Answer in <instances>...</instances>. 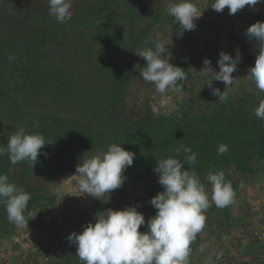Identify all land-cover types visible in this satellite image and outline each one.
Wrapping results in <instances>:
<instances>
[{
	"label": "rangeland",
	"instance_id": "1",
	"mask_svg": "<svg viewBox=\"0 0 264 264\" xmlns=\"http://www.w3.org/2000/svg\"><path fill=\"white\" fill-rule=\"evenodd\" d=\"M124 1L72 0L73 15L65 23L49 15L48 0L0 2L10 14L6 17L18 14L19 3L25 15L19 28L0 21V146L21 127L46 139L70 136L83 143L33 167L30 161L13 165L7 154L0 156V174L31 196L24 213L31 216L28 227L10 222L0 203V264H82L67 237L107 208L134 205L147 221L156 213L148 201L163 190L153 171L156 159L134 157L123 185L110 199L101 197L105 202L80 195V159L119 140L147 157L148 149L138 145L141 136L157 156H175L169 150L190 146L191 134L213 155L194 165L201 181L210 191L207 174L225 171L235 199L224 208L210 199L205 226L191 243L190 264H264V146L257 133L264 132V120L254 114L264 91L247 77L258 46L246 36L248 26L264 21V3L229 15L227 7L212 9L213 0H193L202 15L189 31L168 15L170 0ZM149 36L166 41L170 62L185 70L182 91L160 94L141 76L146 65L135 52L149 46ZM237 48L241 60L232 74L235 83L225 89L223 82L213 81L214 88L235 96L218 99L204 85L203 60L210 58L219 71L220 51L235 56ZM227 115L242 122L231 123ZM58 118L73 124H57ZM176 130L182 140L164 138ZM220 144L229 147L222 155ZM146 230L142 225L140 231Z\"/></svg>",
	"mask_w": 264,
	"mask_h": 264
},
{
	"label": "clouds",
	"instance_id": "2",
	"mask_svg": "<svg viewBox=\"0 0 264 264\" xmlns=\"http://www.w3.org/2000/svg\"><path fill=\"white\" fill-rule=\"evenodd\" d=\"M261 3L264 0H213L211 7L217 12L227 7L228 14L234 15L245 6L255 7ZM48 5L49 15L58 22L71 20L72 0H48ZM167 13L183 30L189 31L195 29V20L202 15L193 0H170ZM246 36L255 40L258 46L255 64L249 68L247 77L264 91V21L248 26ZM145 44L149 46L135 52L145 61L146 67L141 71L143 79L153 83L160 94L182 91L187 74L170 62L172 54L167 42L149 36ZM8 59L11 61L14 57ZM240 60L239 48L235 56L220 51L219 71L212 67L210 58L203 60L200 72L206 77L204 85L207 84L212 95L227 99V93L214 88L213 81L223 82L225 89L233 85L232 74ZM254 114L264 120V100L259 102ZM49 142L51 140H46L42 133L26 132L21 127L8 136L6 146H0V156L7 154L13 165L30 161L33 167L42 148ZM228 150L227 144H220L217 153L222 155ZM169 151L176 155L161 158L153 169L163 189L148 201L156 209L154 216L146 221L144 213L134 205L122 209L107 208L94 214V223L89 221L82 226V231L68 235V241L76 245V255L82 264H190L191 243L205 226V211L210 207V199L217 208H224L234 203L235 192L223 170L207 174V182L211 185L209 191L194 167L198 154L190 146L180 144ZM134 157L135 153L120 143L110 144L106 151L101 149L91 156H83L76 168L80 195L101 200L107 194L110 199L112 191L127 179L125 172L133 164ZM30 199V193L11 182L6 173L0 174V203L5 205L10 222L18 227H28L31 216L26 217L24 213ZM145 224L147 230L141 232L140 228Z\"/></svg>",
	"mask_w": 264,
	"mask_h": 264
},
{
	"label": "trees",
	"instance_id": "3",
	"mask_svg": "<svg viewBox=\"0 0 264 264\" xmlns=\"http://www.w3.org/2000/svg\"><path fill=\"white\" fill-rule=\"evenodd\" d=\"M1 1L2 0H0V2ZM128 3H130L128 0L124 1V4L127 5ZM21 7H24L23 3L21 4ZM21 7H20V3L17 4L16 8L18 10V14L15 15L13 18L12 17L11 18L6 17V16H10L9 12L6 11V10L4 11V10H2L0 8V21L3 24L5 23V26H8V28L11 25H12L10 27L11 29L19 28V24L22 23L21 20L25 21V19H24L25 15H23L24 11H22ZM20 17H21V20H20ZM27 17H28V15H27ZM227 96H230L229 98H231V97L234 98L235 95L230 93ZM74 120H75V118H74ZM227 120L229 122L235 123V124H240V122H242L241 119L240 120H236L231 115H227ZM66 121H69V119L58 118V120L56 122H57V124H60L59 122H61L63 126H66V125H69V124H73V122L71 123V122H66ZM235 121H238V122H235ZM257 133L259 134V136L257 134L256 135L258 136V138L260 139V141L262 143V144H260V147H262V146H264V132H257ZM180 134H182V133L179 130H176L171 135H166L164 138L174 139V140H178V139L182 140V137H181ZM186 137L187 136L185 135V138ZM191 137H192V140H190L191 139L190 138L189 142H187V145L190 143L192 151L196 152L198 154L197 155V165H199L201 163V157H204L205 155L208 156V154H209L210 157L213 156V155H211V150H210L209 146L198 144L197 137H195L193 134H191ZM46 140H51V142L47 143L42 148L41 153L38 156V160H41V161L42 160L44 161V160L52 159L55 156L60 155L61 153H64L65 152L64 150H68L69 148L76 149L77 147L81 146V144H83L82 141L77 142V141H75L74 137L71 138L70 136L69 137H65L63 139H60V140H54V139H46ZM91 140L92 141L90 143H92V145H93L94 144V138L92 137ZM113 142L114 143H120V140L118 142L117 141H113ZM113 142H112V144H113ZM168 142H171V141L164 142V145H166ZM258 143H259V141H258ZM125 145H127L126 141H125ZM138 145H141V147H145V150L148 149V151L146 150L147 151L146 155H147L148 158L146 156H144L145 154L136 153L135 154V158H137V159L142 157V158L153 160V161H154V159L159 161L162 158V156H163V155L162 156H157L159 153H155V151L149 147L150 145H152V143L149 144V142L147 141L146 136H141L140 137V139L138 141ZM123 147L128 149V150L130 149V148L126 147V146H123ZM22 163H23V161H22Z\"/></svg>",
	"mask_w": 264,
	"mask_h": 264
}]
</instances>
